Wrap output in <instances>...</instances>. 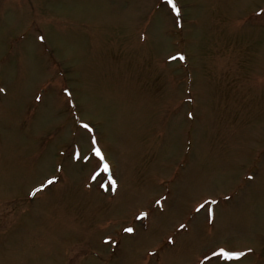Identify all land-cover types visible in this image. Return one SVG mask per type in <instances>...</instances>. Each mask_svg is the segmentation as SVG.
I'll use <instances>...</instances> for the list:
<instances>
[{"label": "rangeland", "instance_id": "rangeland-1", "mask_svg": "<svg viewBox=\"0 0 264 264\" xmlns=\"http://www.w3.org/2000/svg\"><path fill=\"white\" fill-rule=\"evenodd\" d=\"M0 89V264H264V0H0Z\"/></svg>", "mask_w": 264, "mask_h": 264}, {"label": "snow or ice", "instance_id": "snow-or-ice-1", "mask_svg": "<svg viewBox=\"0 0 264 264\" xmlns=\"http://www.w3.org/2000/svg\"><path fill=\"white\" fill-rule=\"evenodd\" d=\"M169 2L171 3V0H169ZM173 7H176L175 4H173ZM0 91H2V89H0ZM49 183H52V181H49ZM129 231H131V229H129Z\"/></svg>", "mask_w": 264, "mask_h": 264}]
</instances>
